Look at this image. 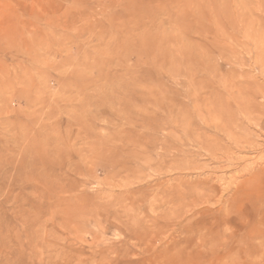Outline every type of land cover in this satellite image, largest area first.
<instances>
[{
	"label": "rangeland",
	"instance_id": "rangeland-1",
	"mask_svg": "<svg viewBox=\"0 0 264 264\" xmlns=\"http://www.w3.org/2000/svg\"><path fill=\"white\" fill-rule=\"evenodd\" d=\"M244 29L264 0H0V264H264V126L207 125L264 105Z\"/></svg>",
	"mask_w": 264,
	"mask_h": 264
},
{
	"label": "bare ground",
	"instance_id": "bare-ground-1",
	"mask_svg": "<svg viewBox=\"0 0 264 264\" xmlns=\"http://www.w3.org/2000/svg\"><path fill=\"white\" fill-rule=\"evenodd\" d=\"M214 14V13H213ZM212 14V18L214 19V22L217 23L216 19L214 18L215 16ZM211 16V14H210ZM218 18V17H217ZM243 33H244V37L245 39L251 44L253 43V45H255V63L259 66V67H263L264 68V51L262 48H264V40L263 38L261 37H257L256 39L254 38L253 39V36H257L258 35V31L257 30H250V31H247V30H243ZM242 33V34H243ZM262 34V33H261ZM261 36V35H260ZM263 36V35H262ZM253 41V42H252ZM246 42V41H245ZM234 45V44H232ZM248 46V45H247ZM251 46V45H250ZM234 47H238V48H241L245 51V53H247L250 57V54H251V48L248 49V47H246V45H243V44H238L236 43V46L234 45ZM253 47V46H252ZM224 49L225 46H224ZM228 50V49H227ZM254 50V51H255ZM226 51V50H225ZM225 51H223L225 53ZM235 51H238V50H235ZM263 51V52H262ZM229 53L230 50H228ZM199 54V52H198ZM201 54V53H200ZM221 55V54H220ZM247 55V56H248ZM254 55V54H253ZM224 56V55H223ZM223 56H221V58H224ZM201 57V56H200ZM253 58V59H254ZM251 59V58H249ZM203 60V59H202ZM209 63V62H208ZM242 63V62H241ZM240 63V64H241ZM201 64V63H200ZM233 64V63H232ZM231 64V65H232ZM244 66V65H243ZM259 70V69H258ZM264 70V69H263ZM231 76H233L231 73H230ZM235 77V76H234ZM229 78L228 75L226 77V79ZM225 79V78H224ZM232 79V78H231ZM243 79H244V82H243ZM242 79V82L240 81H236L235 79L234 80H229V83L227 84L226 88L224 89V91H221V92H217L215 94V100H217V102L214 103L213 105V109H212V114H211V111L210 109L208 110V112L210 111V117L212 118L211 120V123L207 124V125H211L215 130H219L220 132H225L226 135L229 137L230 136V133L227 131V129H225L223 126L220 125V123H224L225 121L228 122L229 125H238L239 121H246L248 124L250 125H253L255 127H262L264 126V114L262 113L263 112V107L264 105L262 104H259V103H256L252 100L253 97H251V92L253 91H250V93H248V85H249V81H245V78ZM248 80V79H247ZM205 82V81H204ZM246 82V83H245ZM247 82H248V85H247ZM252 83V81H251ZM250 83V84H251ZM256 82L254 81V84ZM211 85V84H210ZM202 86V84H201ZM251 85H249L250 87ZM204 87V86H203ZM257 87V86H256ZM251 90V88H249ZM257 91V90H256ZM255 91V94H257ZM259 93V91H257ZM254 93V92H253ZM226 95V99H223V96ZM206 97V96H205ZM204 97V98H205ZM261 97V96H260ZM202 98V97H201ZM208 98V97H207ZM202 101V100H201ZM264 101V100H263ZM203 102V101H202ZM205 104V102L203 103ZM233 104L234 106V109H232L230 106ZM201 106V105H200ZM194 107H197L194 105ZM216 108V109H215ZM194 109V108H193ZM195 110V109H194ZM207 111V109H206ZM258 112L260 113V117L258 115H255V113ZM200 114V113H199ZM208 114V113H207ZM207 120V118H206ZM237 123V124H236ZM241 123V122H240ZM22 124V123H21ZM206 124V123H205ZM227 124V123H226ZM48 125V124H47ZM206 125V126H207ZM43 128V127H42ZM204 128V127H203ZM208 128V126H207ZM49 130V128H47ZM221 135V134H220ZM45 138V137H44ZM230 138V137H229ZM231 139V138H230ZM28 141V140H27ZM32 142V141H31ZM24 143V142H23ZM28 143H30L28 141ZM258 143V142H257ZM27 144V142H26ZM31 144V143H30ZM199 144V143H198ZM239 144V143H237ZM236 145V144H235ZM30 146V145H28ZM27 146V147H28ZM33 147V146H32ZM31 147V149H32ZM35 147V145H34ZM30 149V150H31ZM22 150V149H21ZM28 150V149H27ZM34 150V149H33ZM20 152H23V151H20ZM49 152V151H48ZM46 153V156H47V159L49 158V153ZM249 152V151H248ZM28 153V152H27ZM40 155V154H39ZM42 155V154H41ZM218 155V154H217ZM25 156V155H24ZM45 156V158H46ZM44 158V156H43ZM225 161V160H224Z\"/></svg>",
	"mask_w": 264,
	"mask_h": 264
}]
</instances>
